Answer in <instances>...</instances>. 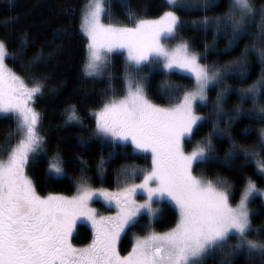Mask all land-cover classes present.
Masks as SVG:
<instances>
[{"label": "snow or ice", "instance_id": "obj_1", "mask_svg": "<svg viewBox=\"0 0 264 264\" xmlns=\"http://www.w3.org/2000/svg\"><path fill=\"white\" fill-rule=\"evenodd\" d=\"M121 4L130 26L112 22L110 0H87L81 10L80 31L87 40L83 75L92 80L107 79L99 104L90 107L87 115L95 123L92 136L102 144L130 145L134 153L145 154V158L150 155V167L122 166L117 170L118 190L110 192L93 188L90 167L77 157L80 175L76 194L39 195L26 168L36 163L37 155H47L45 137L40 134L41 114L34 107L43 94L46 77L34 74L40 56L24 63L26 35L20 37V47L12 53L0 39V115L15 121L16 128L9 137L18 136L16 143H9L0 154V264H205L207 256L218 252L224 253L219 264H232L228 256L241 251L247 252L249 261L259 259L264 264V225L253 227L251 217L258 213L249 206L256 196L264 197V189L245 176L240 198L233 205L237 191L234 183L219 175L208 178L205 169L196 174L198 165L216 159L213 137L229 134L237 119L243 116L264 124V106L256 110L264 97V47H256L264 43V7L257 8L254 0H229L223 15L188 22L178 11H206L211 6L208 0L203 4L199 0H165V10L157 19L143 18L128 6L127 0H121ZM257 16L262 23L251 50L258 53L262 73L246 88H231L225 81L246 79L247 47L240 58L208 64L201 61L207 59L209 50H220L204 44L201 55L188 39L180 37L189 25L198 31L213 29V41L216 35L229 37L228 47L223 50L227 53L242 36L252 35L248 27ZM172 40L177 43H167ZM117 51L126 53L119 77L110 71L114 67L111 54ZM8 59L19 61L26 75L13 71L6 63ZM177 70L188 74L194 83L191 89L168 79L169 73ZM154 71L164 75L157 89L168 100L167 106L148 97L146 89ZM117 78L124 86L122 96L116 95L113 81ZM217 88L213 105L216 119L211 120L210 116L199 115L197 108L206 107L209 91ZM230 93L239 101L231 113L224 109ZM248 101L254 109L245 112L240 105ZM64 116L66 124H84L75 104L65 109ZM210 120L212 131L193 143L194 136ZM221 122L225 124L223 129ZM80 142L87 144L83 137ZM230 143L224 163L233 167L231 162L242 158L239 167L251 163L264 179V128L253 147L237 145L231 138ZM187 145H191L190 151ZM112 156L109 152L108 160ZM65 163L55 152L47 160L46 175L62 178ZM106 163L101 155L96 166L101 181ZM138 193L144 197L142 201L136 198ZM101 197L114 205L115 215H100L90 206L94 198ZM165 199L174 205L178 219L174 227L157 232L153 224L160 218L163 210L158 205ZM145 217L146 223L141 225ZM79 220L89 222L93 231V239L85 247H75L71 242ZM135 227H142L146 234L134 233L131 250L122 256L118 244Z\"/></svg>", "mask_w": 264, "mask_h": 264}, {"label": "trees", "instance_id": "obj_2", "mask_svg": "<svg viewBox=\"0 0 264 264\" xmlns=\"http://www.w3.org/2000/svg\"><path fill=\"white\" fill-rule=\"evenodd\" d=\"M87 0H0V39L4 40L9 47V52H15L20 47V37L26 35L27 47L24 51V63H28L35 56H40V62L34 66L36 76L46 77L43 94L36 100L34 107L41 114L40 133L45 137L44 150L47 155L41 153L35 157L36 163H30L27 171L33 180L36 190L39 194L57 193L70 195L76 191V180L80 175L79 161L80 157L90 167L89 175L92 179L93 187L117 188V170L127 164H135L141 168L150 167V156L145 154L134 153L130 145L117 144L109 146L102 144L100 139L92 136L94 129V120L87 115L90 107L96 106L101 100L102 93L107 84L106 76L104 78H85L83 75V64L86 56V37L80 31L81 10L84 8ZM205 0H199L203 4ZM211 5L206 11L195 10L191 12L178 11L181 19L184 21L200 20L205 16L211 18L223 15L227 11L229 0H208ZM257 8L264 7V0H254ZM128 6L139 12L143 18L153 19L159 17L165 10V0H127ZM112 13V22L129 25L126 19V8L122 6L121 0H110ZM106 23L109 21L105 18ZM262 22L257 16L253 23L248 27V32L252 35L242 36L232 47L225 53L223 50L228 47L229 37L225 35H216L213 41L214 30L209 29L207 32L193 30L191 26L185 28L180 33V37L188 39L193 44V50L204 55V44L215 47L220 50L218 53L209 50L207 59L202 63L212 64L218 62L232 61L240 58L245 48L249 49L247 60V77L240 82L236 78H229L225 84L231 88H246L255 83L261 76L262 67L258 53L252 51V44L258 32V25ZM257 48L264 47V43H257ZM114 67L110 69L117 77L123 74L124 54L117 51L110 57ZM6 63L13 71L20 75H26L20 66L19 61L11 59ZM148 72V68L144 69ZM164 79L160 71H154L149 77L148 87L146 89L148 97L159 104L167 105L168 100L163 98L159 93L157 86ZM168 79L173 84L185 86L191 89L194 85L188 74L175 71L169 73ZM117 89L116 95L121 96L124 93V86L121 79L113 81ZM217 89L209 91L208 105L199 106L197 113L200 115L210 116L215 120L214 102L216 99ZM262 103L256 106H264V97ZM175 102V101H173ZM239 103L237 96L230 93L226 103L225 111L231 113V110ZM75 104L84 117V124H66L64 111L71 105ZM245 112L254 109L253 104L248 101L240 105ZM224 120L227 117L223 118ZM211 120L200 128L197 135L193 138V143L207 136L212 131ZM225 124L220 123L223 129ZM16 128L13 119L3 118L0 115V154L7 149L9 143L13 145L18 136L9 134ZM264 128V124L252 121L246 117H241L235 121L229 129V134L217 135L213 137V143L216 147V159L206 164L196 167V174L199 175L201 169H205L204 175L208 178H215L216 175L227 178L236 185L237 191L232 203H236L240 197L239 189L245 176L251 177L256 181L258 186L264 185V179L256 174L253 164L249 163L243 168L239 165L243 162L242 158L232 161L233 167L224 163L226 151L231 147L230 138L237 145L243 147H253L259 138V131ZM248 130L245 132V130ZM87 141V144H81V138ZM230 137V138H229ZM9 138V139H6ZM187 148L191 145H187ZM55 152H59L65 160V175L60 179H50L46 175L47 160ZM109 152L113 156L108 160ZM101 155L107 160L105 164V174L103 181L97 176V164ZM256 213L251 217L253 227L264 225V205L260 196H256L250 203ZM163 210L158 221L154 222L153 228L162 231L173 227L177 220L175 208L166 201L161 202ZM146 217L141 219L140 224L146 223ZM145 233L142 227L130 229L126 235L122 236L119 242L120 253L129 251L132 244L133 234ZM92 238L91 229L84 223H78L72 236L76 244L88 243ZM249 238H254L250 236ZM232 243L235 242L233 239ZM231 252V250H226ZM224 258V253H216L205 258V264H219ZM228 259L232 264H261L259 259L249 261L247 252L241 251L235 255H229Z\"/></svg>", "mask_w": 264, "mask_h": 264}, {"label": "rangeland", "instance_id": "obj_3", "mask_svg": "<svg viewBox=\"0 0 264 264\" xmlns=\"http://www.w3.org/2000/svg\"><path fill=\"white\" fill-rule=\"evenodd\" d=\"M86 3H87V1H86ZM158 18V17H157ZM157 18H153V19H157ZM106 23V22H105ZM179 39V38H178ZM87 42V41H86ZM168 44H171V45H174L175 43H177V40H172V41H168L167 42ZM124 54V57L126 56V53H123ZM178 71V70H177ZM178 72H180V71H178ZM186 74V73H185ZM194 86V85H193ZM124 94V93H123ZM122 96V95H121ZM150 99V98H149ZM154 102V101H153ZM154 103H156V102H154ZM157 104H159V103H157ZM160 105H162V104H160ZM162 106H167V105H162ZM200 115V114H199ZM94 127H95V125H94ZM41 134V133H40ZM42 135V134H41ZM18 139V138H17ZM17 141V140H16ZM16 141H15V143H16ZM15 143H13V145L15 144ZM186 150H188V151H190L191 150V147H189V148H187L186 147ZM150 156V155H149ZM150 159H151V157H150ZM26 174L31 178V176H30V174L28 173V171H27V168H26ZM139 181H137V183H138ZM258 186V185H257ZM259 188H261V189H264V185H262V186H258ZM93 188H95V189H105V190H107V191H110V192H115V191H117L118 189H115V188H113V189H111V188H105V187H93ZM38 193V192H37ZM39 194V193H38ZM48 194H50V193H48ZM48 194H44V195H42V194H39V195H41V196H46V195H48ZM51 194H57V193H51ZM76 194V191L75 192H73L72 194H70V195H64V194H59V195H63V196H68V197H71V196H73V195H75ZM138 200H140V201H142L143 199H144V197L143 196H141L139 193L137 194V197H136ZM240 198V197H239ZM261 198V201H262V203H263V205H264V197H260ZM239 200V199H238ZM164 201H166V202H168L169 204H171L173 207H174V205L171 203V202H169L168 200H164ZM233 205H235V203H233ZM90 206L92 207V208H94V209H96L97 210V212L100 214V215H103V216H110V215H115V212H116V209H115V207H114V205H109L106 201H104L103 200V198L101 197V198H99V199H95L94 198V200L92 201V202H90ZM158 207H160L161 208V203L158 205ZM175 208V207H174ZM176 210V209H175ZM176 212H177V210H176ZM177 219H178V212H177ZM177 221V220H176ZM78 223H84V224H86L90 229H91V232H92V238H91V240L88 242V243H85V244H76V243H74L73 242V240H71V242H72V244L75 246V247H85V246H87L88 244H90L91 243V241H92V239H93V231H92V228H91V225H90V223L89 222H87V221H85V220H79L78 222H77V224ZM175 226V225H174ZM173 226V227H174ZM172 228V227H171ZM170 229V228H169ZM169 229H166V230H162V231H158V230H156V229H154L153 228V230H155V231H157V232H163V231H167V230H169ZM76 230V229H75ZM75 232V231H74ZM74 234V233H73ZM146 233H143V234H136V235H145ZM132 242H133V235H132ZM131 247H132V244H131ZM131 247H130V249H129V251L131 250ZM118 250H119V244H118ZM129 251H127L126 253H120L122 256H124V255H127V253L129 252ZM120 252V251H119Z\"/></svg>", "mask_w": 264, "mask_h": 264}]
</instances>
